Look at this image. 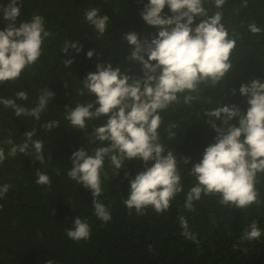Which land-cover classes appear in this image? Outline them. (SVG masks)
Listing matches in <instances>:
<instances>
[{
    "label": "clouds",
    "instance_id": "obj_1",
    "mask_svg": "<svg viewBox=\"0 0 264 264\" xmlns=\"http://www.w3.org/2000/svg\"><path fill=\"white\" fill-rule=\"evenodd\" d=\"M225 2L214 0V5L221 9ZM22 7L21 0L0 5V24L6 26L0 30V104L18 118L39 120L54 99L52 91L42 89L32 108L17 101H27V92L34 91L21 75L40 58L50 33L42 16H25ZM166 7L170 16L162 14ZM99 12L86 9L82 19L103 36L109 18ZM197 17L206 18L193 27ZM141 18L159 29L150 41L135 32L124 35L132 49L126 59L141 66V77L97 57L107 53L115 58L113 38L85 47L65 42L63 53L73 49L95 68L84 75L76 103L59 116L61 131L38 136L33 129L19 144L9 137L5 142L12 147L7 156L13 159L7 162L0 147V264H30L31 252L48 249L59 259L44 258L36 264H103L110 238L123 249L120 264H147L150 242L138 216L151 212L160 217L188 209L204 228L214 230L224 219L210 205L245 210L262 203L256 190L257 174L264 173L261 80L239 88L249 106L246 114L232 102L204 111L216 132L215 143L191 167L190 179L177 166L174 153L165 154L160 143L162 111L175 103L188 107L195 101L196 107L201 85L223 89L237 41L222 23V12L209 15L204 0H149ZM248 28L253 34L261 32L255 23ZM64 62L67 67L73 63ZM190 124L208 138L209 129L201 122ZM42 127L53 132L59 122ZM173 128L169 126V139L175 135ZM183 163H190V158ZM179 222L182 234L194 241L193 253L184 257L183 264H254L242 259L241 246L227 249L204 242L188 231L184 217ZM261 236L252 222L241 241Z\"/></svg>",
    "mask_w": 264,
    "mask_h": 264
},
{
    "label": "trees",
    "instance_id": "obj_2",
    "mask_svg": "<svg viewBox=\"0 0 264 264\" xmlns=\"http://www.w3.org/2000/svg\"><path fill=\"white\" fill-rule=\"evenodd\" d=\"M9 1L11 0H0V5ZM21 2L23 5L21 11L25 16L40 15L44 18L45 30L50 35L43 44L44 50L40 58L34 65L26 68L21 75L20 80L24 81L28 87H33L34 91L27 92V101L18 100L17 103L27 108L35 107L38 95L45 88L55 95L39 120L28 116L18 118L12 109L0 104V147L4 148L7 157L4 162L13 159L7 156L12 147L5 142L9 137L19 144L25 139L24 134L33 129L38 136H52L61 131L59 116H64L66 107L76 103L84 75L95 68L87 57L77 54L73 49L63 53L65 42L74 41L85 47L89 46L90 42L97 45L102 41L100 39L113 38L116 43L114 53L116 59L107 53H98L97 57L112 60L115 66L123 67L130 73L134 72L139 78L143 75L141 66L126 59L132 49L124 40V35L135 32L141 40L150 41L159 31L158 28L147 25L141 18V12L149 0H21ZM204 7L209 15L216 11L222 12V23L230 37L236 39L237 46L232 56L233 67L226 75L223 89L218 90L210 85H201L200 100L197 105H200L199 108L194 106L195 101L189 103L188 107L175 103L160 113L162 118V124L158 129L160 143L164 145L165 154L168 151L174 153L177 166L182 169V173H187V179L191 178L189 171L200 162L205 148L215 143L216 132L207 122L209 117L203 114L204 111L213 110L223 102H232V105L239 107L241 113L246 114L249 106L247 99L239 93L240 86L250 84L255 79L264 82V0H226L221 9L215 7L214 0H204ZM91 8L99 9L100 15H106L109 18L107 30L103 36H99L94 27L90 24L87 26L82 19L85 10ZM162 14L170 16L171 12L166 7ZM205 18L197 17L193 27ZM250 23L260 27L261 32L251 33L248 28ZM5 27L1 26L0 30H4ZM69 59L73 63L67 67L64 61ZM2 88L0 87V91ZM234 91L235 94H233ZM209 99L211 103L207 102ZM213 120L218 127H223L220 120L215 118ZM49 121H58L59 129L46 132L42 125ZM191 121H199L208 128V138L196 125L190 124ZM235 121L238 127L239 118H235ZM170 125H175V128L171 129L175 133L171 139H169ZM187 158H190V163L185 165L183 160ZM256 190L262 201L259 206L253 204L248 209L239 210L234 206L224 209L217 203L210 205L213 213H221L224 219L223 223L214 230L204 228L188 209L182 213L174 211L160 217L153 216L154 213L151 212H147L150 215L138 216L145 223V235L150 242L151 254L147 264H183L184 257L193 253L194 241L182 234L184 229L179 222L181 216L187 220L188 231L202 241L210 242L217 247L225 246L227 249L241 246L244 251L242 259L251 260L254 264H264V173L257 174ZM252 222H256L260 228L261 238L254 241H241L244 231ZM110 239L108 243L110 253L103 264H120L123 249L114 242L115 239ZM30 257L32 260L30 264H36L44 258H47V261H52L53 258L59 259L50 249L46 252L36 250L31 252ZM12 262L14 261L11 263L6 261L3 264H12Z\"/></svg>",
    "mask_w": 264,
    "mask_h": 264
}]
</instances>
